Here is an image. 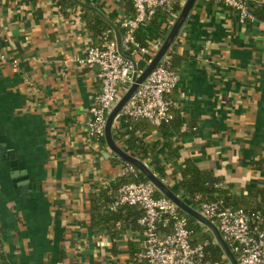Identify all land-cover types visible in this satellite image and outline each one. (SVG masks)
Segmentation results:
<instances>
[{"label": "crops", "instance_id": "0c3cea01", "mask_svg": "<svg viewBox=\"0 0 264 264\" xmlns=\"http://www.w3.org/2000/svg\"><path fill=\"white\" fill-rule=\"evenodd\" d=\"M248 2L255 18L241 22L235 10L195 0L167 48L183 54L169 95L180 133L141 126L158 140L165 177L150 159H137L145 179L161 183L159 195L186 203L178 186L186 160L230 193L264 183L254 164L264 162V0ZM132 11V0H0V264H130L141 247L140 227L107 232L92 208L94 193L119 177L122 155L136 158L119 138L123 123L105 125L99 148L86 138L99 81L97 69L79 61L98 44L85 16L120 32L118 19ZM172 26L138 31L152 49L149 62L135 59L138 76Z\"/></svg>", "mask_w": 264, "mask_h": 264}, {"label": "built area", "instance_id": "2783aa9c", "mask_svg": "<svg viewBox=\"0 0 264 264\" xmlns=\"http://www.w3.org/2000/svg\"><path fill=\"white\" fill-rule=\"evenodd\" d=\"M201 1L203 4L216 3L235 10L241 22L255 18L248 0ZM175 2L132 0V15L120 17L117 21L121 32V51L126 57L118 51L114 38L100 45L90 44L79 59L86 67L97 69L99 87L88 107L84 129L86 138L95 148L101 145L108 114L132 85L134 74H139L135 59L142 57L146 58L145 62L150 60L152 49L149 42L142 45L138 31L150 25L158 10L167 14V25L174 24L180 13L173 8ZM173 53V50H167L138 84L115 116L117 126L129 118L148 120L156 128L171 123L174 104L169 95L178 82V75L172 68ZM0 58L4 59L5 56L0 55ZM12 62L17 64L15 59ZM139 173L134 164L124 162L119 177L127 181L120 185L106 207L108 211L124 206H136L141 210L137 224L142 230L143 242L136 257L146 264H221L206 257L207 241L192 243L188 218L180 213L171 199L157 195V187L150 181L141 180ZM199 213L215 224L238 264H264V217L258 214L251 216L240 207L226 205L221 199L202 201Z\"/></svg>", "mask_w": 264, "mask_h": 264}, {"label": "trees", "instance_id": "16d2710c", "mask_svg": "<svg viewBox=\"0 0 264 264\" xmlns=\"http://www.w3.org/2000/svg\"><path fill=\"white\" fill-rule=\"evenodd\" d=\"M183 0H176L174 4V10L180 12L181 3ZM250 11L253 13L252 9ZM133 13V11H132ZM86 26L88 30L92 32L95 37H98V45L114 39L113 27L109 22L100 17L88 18L85 16ZM150 24H155L158 27H165L168 24V16L163 10H158L155 17ZM118 28V26H116ZM140 35V34H139ZM142 45H147V41L144 36H138ZM183 54H172V68L175 69V65ZM173 119L169 125H162L158 127L163 136L169 135L170 132L180 133L181 120L177 117L174 107L171 108ZM147 127L149 129L156 128L148 120L145 119H127L122 126V130L119 131V138H122L123 143L128 151L133 152L134 156L138 160L150 159L154 164L156 173L165 177L163 165L160 164L159 158L156 156L155 148L158 140L151 143L147 139V133L142 131ZM141 127V128H140ZM141 134L138 135V133ZM103 139L101 140V143ZM126 162L125 160H122ZM255 166H259L263 172L264 177V162L256 161ZM179 181L178 186L183 191L182 199L193 207L200 204L204 200H223L226 205L240 207L245 210L249 215H260L264 217V183L260 186H254L247 190L245 194L230 193L227 188H224L220 184L219 178L214 176L211 171L198 167L193 161L186 160L181 168H179ZM141 180H146L145 177L139 173ZM124 177H116L114 181H111L107 187L98 193H94L91 201L92 208L100 214L102 221H106L107 232H117V228L126 229H138L137 219L141 215V210L136 206H124L116 209L115 211H108L107 205L113 200L116 195L117 189L120 185L126 182ZM157 195L159 193L157 192ZM184 196V197H183ZM98 204V205H97ZM105 208V209H104ZM104 209V210H103ZM101 210V211H100ZM181 214L188 218L190 229H192L191 241L192 243H204L208 244L205 247L206 257L212 261H219L221 264H228L226 256L223 254L221 248L214 242L212 233L199 223L194 218L188 216L183 211L179 210ZM119 223V226H117ZM1 235L0 229V248H1ZM135 252V253H134ZM137 250L130 254V264H146L145 261L139 260L136 257Z\"/></svg>", "mask_w": 264, "mask_h": 264}, {"label": "water", "instance_id": "95a60500", "mask_svg": "<svg viewBox=\"0 0 264 264\" xmlns=\"http://www.w3.org/2000/svg\"><path fill=\"white\" fill-rule=\"evenodd\" d=\"M194 2H195V0H185L184 4H183V6H182V8L180 10V13H179L178 17H177L176 21L174 22V24L172 26L171 33L168 36V38L165 41V43L163 44V46L161 47V49H160L159 53L157 54V56L145 68V70L141 73V75L137 76L136 74H134L132 85L130 86L128 91L119 99V101L115 104V106L112 108V110L108 114L107 121H106V126L107 127H109L112 124L115 116L121 110V108L127 102V100L131 97L132 93L138 87V84L141 83L147 77V75L152 71V69L158 63V60L161 58V56L167 50V48H168L170 42L172 41V39L174 38V36L178 33L181 25L183 24V22H184V20L186 18L187 12L193 6ZM112 26H113V29L115 31V40H116V43H117L118 51L124 57H126L121 51V34L118 31V29H116L114 27V25H112ZM122 157L127 162H130V163L134 164L139 170L145 172L144 169L140 166V163L138 162L137 159H133V158H131L129 156H126V155H122ZM149 179L157 188L159 187V188L162 189L161 183L158 182V180L155 177L151 176V177H149ZM166 195H167V197L169 199H171L178 206V208L181 211H183L184 213H186L190 217L194 218L195 220H197L198 222H200L201 224H203L204 226H206L210 230V232L213 234V236L215 238V241L217 242V244L219 245V247L223 251L224 255L226 256V258L228 259L230 264H238L234 254L229 249L228 245L226 244V242L222 238L220 232L218 231L217 227L215 226V224L213 222H211L210 220H208L205 217H203L197 210L193 209L192 207H190L189 205L184 203L179 198L174 197L171 193H166Z\"/></svg>", "mask_w": 264, "mask_h": 264}]
</instances>
